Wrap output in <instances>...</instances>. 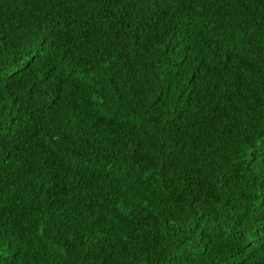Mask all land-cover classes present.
<instances>
[{
  "label": "trees",
  "instance_id": "1",
  "mask_svg": "<svg viewBox=\"0 0 264 264\" xmlns=\"http://www.w3.org/2000/svg\"><path fill=\"white\" fill-rule=\"evenodd\" d=\"M0 264H264V0H0Z\"/></svg>",
  "mask_w": 264,
  "mask_h": 264
}]
</instances>
